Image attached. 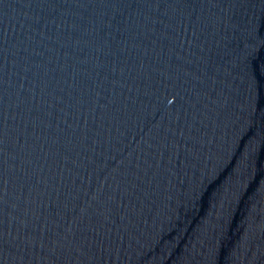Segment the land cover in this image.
Returning a JSON list of instances; mask_svg holds the SVG:
<instances>
[{"label": "water", "instance_id": "obj_1", "mask_svg": "<svg viewBox=\"0 0 264 264\" xmlns=\"http://www.w3.org/2000/svg\"><path fill=\"white\" fill-rule=\"evenodd\" d=\"M0 264H264V0H0Z\"/></svg>", "mask_w": 264, "mask_h": 264}]
</instances>
